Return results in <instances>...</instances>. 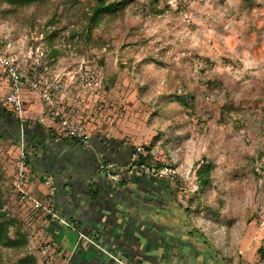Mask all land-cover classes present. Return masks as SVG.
I'll list each match as a JSON object with an SVG mask.
<instances>
[{
  "label": "rangeland",
  "instance_id": "obj_1",
  "mask_svg": "<svg viewBox=\"0 0 264 264\" xmlns=\"http://www.w3.org/2000/svg\"><path fill=\"white\" fill-rule=\"evenodd\" d=\"M94 4L0 0V264H73L80 244L114 256L61 218L50 178L100 139L124 159L104 154L117 177L104 176L173 206L216 264H264V0H133L96 21ZM3 57L22 74L20 113ZM44 91L88 146L52 119ZM131 158L150 172L130 173Z\"/></svg>",
  "mask_w": 264,
  "mask_h": 264
},
{
  "label": "crops",
  "instance_id": "obj_2",
  "mask_svg": "<svg viewBox=\"0 0 264 264\" xmlns=\"http://www.w3.org/2000/svg\"><path fill=\"white\" fill-rule=\"evenodd\" d=\"M42 131L40 129L36 133ZM58 141L50 138L48 144ZM63 143L69 148L79 147L73 140ZM36 146L41 144L36 143ZM88 148L87 156L83 155L80 159L76 155L74 158L79 160L65 163L60 170L56 169V165L53 167L55 175L50 178L58 180L53 199L62 219L68 220L71 225L75 224L80 232H85L91 238L99 234L104 249L114 256L98 247L80 244L72 251L71 263L216 264L217 258L211 252L206 253L203 247L199 250L197 238L190 237L188 224L177 215L180 212L173 206L166 207L165 203L157 205L148 201L141 204L139 194L128 188V184L124 187L121 183H113L99 172L93 163L97 155L102 157L103 162L106 154V158L123 163L124 159L117 157L116 150L108 149V144L105 145L101 139L91 140ZM70 152L65 151V154L69 156ZM49 155L53 156L52 152ZM41 160L43 165L49 163L46 156ZM39 169L37 164L34 171L38 172ZM127 189H130L128 195L125 193ZM57 223V227L61 228V238H66V228L71 225L66 227Z\"/></svg>",
  "mask_w": 264,
  "mask_h": 264
},
{
  "label": "built area",
  "instance_id": "obj_3",
  "mask_svg": "<svg viewBox=\"0 0 264 264\" xmlns=\"http://www.w3.org/2000/svg\"><path fill=\"white\" fill-rule=\"evenodd\" d=\"M43 55V51L40 52V55ZM1 62L4 63V66H6L8 77L10 78L12 83V90L11 92L6 96L8 103L14 108V110L18 111L20 113L22 108V100L20 99V85L19 80L21 79V72L16 70V66L11 65L8 60L3 57L1 59ZM28 77V76H27ZM26 77L25 80H28ZM33 80V79H32ZM30 82V80H29ZM36 83H33V87L39 86L38 82L35 80ZM40 82V81H39ZM31 83V82H30ZM43 100L46 102V105L49 107V114L51 115L52 119L58 120L60 123V126L68 129L69 135L71 138H75L78 140V142L83 146L89 145V137L87 134L83 132V128L79 125L72 126L69 121L70 111L71 110H65L64 106L60 104V102H57L54 100L49 92H45L43 94ZM134 161V160H133ZM132 158L129 162V172L133 173L135 169H140L143 173H149L150 167L146 164H138V162H133ZM138 161V160H137ZM134 164V165H133ZM116 167V163H104L100 162L98 165V170L104 175V172L107 174V176L110 179H115L117 176L115 173H113V169ZM21 175L20 177H24L23 174L19 173ZM46 184L49 185V180L46 181ZM23 197L30 199L32 201V206L37 210L39 209H46V207L39 201L36 200L31 193L23 192ZM50 211V210H49ZM51 212V211H50ZM52 215H56L55 213ZM41 219V218H39ZM60 220L67 224L64 220L60 218Z\"/></svg>",
  "mask_w": 264,
  "mask_h": 264
},
{
  "label": "trees",
  "instance_id": "obj_4",
  "mask_svg": "<svg viewBox=\"0 0 264 264\" xmlns=\"http://www.w3.org/2000/svg\"><path fill=\"white\" fill-rule=\"evenodd\" d=\"M10 1H12L13 3H22V4L25 3L26 4V3H30V2H34V1L39 2V1H43V0H10ZM129 1H133V0H114V1H109V2H108V0H95V4L91 7L93 21H96L99 18H101L100 16L102 14H107L110 16L111 15H118V13H120L124 10L125 6L129 3ZM52 33L55 35L56 32L53 31ZM16 120H17V122H19L18 118ZM111 147L113 148V146L108 144V149H111ZM26 155H27L26 161L28 163H30L31 158L28 155L27 150H26Z\"/></svg>",
  "mask_w": 264,
  "mask_h": 264
}]
</instances>
